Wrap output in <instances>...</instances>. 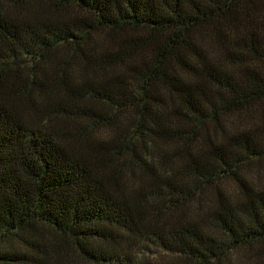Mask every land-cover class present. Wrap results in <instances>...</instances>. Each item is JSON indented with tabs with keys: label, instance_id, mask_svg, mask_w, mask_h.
Wrapping results in <instances>:
<instances>
[{
	"label": "trees",
	"instance_id": "1",
	"mask_svg": "<svg viewBox=\"0 0 264 264\" xmlns=\"http://www.w3.org/2000/svg\"><path fill=\"white\" fill-rule=\"evenodd\" d=\"M261 163L264 0H0V264H264Z\"/></svg>",
	"mask_w": 264,
	"mask_h": 264
},
{
	"label": "rangeland",
	"instance_id": "2",
	"mask_svg": "<svg viewBox=\"0 0 264 264\" xmlns=\"http://www.w3.org/2000/svg\"><path fill=\"white\" fill-rule=\"evenodd\" d=\"M252 180H254L255 183L263 184L264 185V163H261L259 165L255 164L252 166ZM44 236L51 238V234L44 232ZM68 263L73 264L74 262H78L77 259L72 255L69 254Z\"/></svg>",
	"mask_w": 264,
	"mask_h": 264
}]
</instances>
